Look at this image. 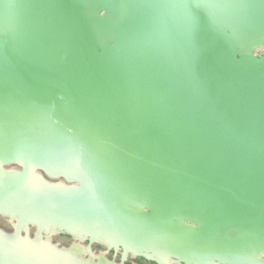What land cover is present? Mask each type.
Listing matches in <instances>:
<instances>
[{
    "label": "water",
    "instance_id": "95a60500",
    "mask_svg": "<svg viewBox=\"0 0 264 264\" xmlns=\"http://www.w3.org/2000/svg\"><path fill=\"white\" fill-rule=\"evenodd\" d=\"M263 45L264 0H0V233L264 264Z\"/></svg>",
    "mask_w": 264,
    "mask_h": 264
},
{
    "label": "rangeland",
    "instance_id": "374dc122",
    "mask_svg": "<svg viewBox=\"0 0 264 264\" xmlns=\"http://www.w3.org/2000/svg\"><path fill=\"white\" fill-rule=\"evenodd\" d=\"M264 52V45L263 47H260L256 50V53H262ZM52 180V179H51ZM16 226V220L14 218H9L7 216H1L0 215V229L7 231V232H13V227ZM21 235L22 237H17L16 235H2L0 233L1 240H16L20 243H25L27 245L35 246L38 248H44L47 250V253H50L51 255L55 257H59L60 260H67L66 257L63 258V254L68 252L70 254L71 258H74L76 261H82L81 259L83 257L88 258V260L91 258L98 259L99 264H105L106 260L105 257L110 261H115L116 263H122L121 261V249H119L117 252H115L113 249L107 250V241H95L92 243L90 249L87 247V236H85V240L81 241L79 237L75 234L67 233L59 231L55 234L48 231H43L42 236L40 237L38 235V227L36 225H30L28 229L21 228ZM32 237V238H30ZM38 240H40L38 242ZM50 240L53 244L56 245V247L63 248L60 250H56L55 248H51ZM22 241V242H21ZM100 241V242H99ZM102 242V243H101ZM31 243V244H29ZM36 243V244H35ZM104 243V244H103ZM65 248V249H64ZM80 259V260H79ZM97 261V260H96ZM73 264L69 258V261ZM89 262V261H87ZM124 264H156L155 262L143 258L141 256H134L132 254H129L126 257V260L123 261ZM167 264H176L175 260L169 259Z\"/></svg>",
    "mask_w": 264,
    "mask_h": 264
},
{
    "label": "bare ground",
    "instance_id": "6f19581e",
    "mask_svg": "<svg viewBox=\"0 0 264 264\" xmlns=\"http://www.w3.org/2000/svg\"><path fill=\"white\" fill-rule=\"evenodd\" d=\"M17 224V223H16ZM17 226V225H16ZM40 240H38V242H39ZM2 242H8V244L10 243L11 245H12V247H13V249H22V248H26V247H30V248H32V247H34V248H36L37 250H41V252H45V254H50V253H47V250H45L44 248H38V247H35V246H30V245H27V244H25V243H23L22 241V243H20V242H17L16 240H14V239H12V240H9V241H7V240H2ZM2 242H0L1 244H3ZM13 242H16V243H13ZM100 242V241H99ZM108 242V241H107ZM102 243V242H101ZM29 244H31V243H29ZM36 244V243H35ZM104 244V243H103ZM108 246V245H107ZM53 255V254H52ZM59 258V257H58ZM70 260H71V262L73 263V264H78V262L74 259V258H71L70 257ZM80 260V259H79ZM65 261H67V260H65ZM167 262V261H166ZM169 264V263H168Z\"/></svg>",
    "mask_w": 264,
    "mask_h": 264
}]
</instances>
